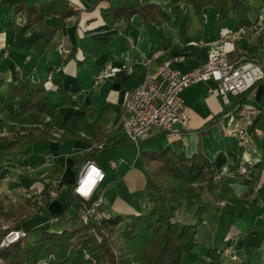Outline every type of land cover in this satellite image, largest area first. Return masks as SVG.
<instances>
[{"label": "crops", "instance_id": "0c3cea01", "mask_svg": "<svg viewBox=\"0 0 264 264\" xmlns=\"http://www.w3.org/2000/svg\"><path fill=\"white\" fill-rule=\"evenodd\" d=\"M184 1L179 4L182 14L171 15L169 22L157 19L145 23L135 15L128 23L120 22L109 29L103 17L110 8L154 4L169 12L168 1L0 0V77L4 83H14L19 77L41 83L48 104L63 118L85 114V125L99 121L107 133L94 146L88 143V138L58 140V135L41 144H30L14 161L2 165L0 199L7 197L17 203L22 201L20 197L29 194L34 196L32 209L39 215L57 216L67 212L73 216L69 212L72 203L68 194L85 163L83 159L92 153L90 161L105 174L100 186L103 204L99 209L108 217L142 214L148 203L143 196L145 178L140 155L166 147L185 156L201 150L213 169L223 165L233 168L240 160L246 165L261 163L259 170L250 171L256 179L255 189L261 186L264 180V80L240 96H229V106H235L227 112L239 106L261 112L250 128L255 140L253 151L243 152L233 138L224 135L226 112L222 111L226 106L213 82L196 83L182 91L188 115L183 126L175 125L170 131L154 130L137 145L122 133L121 117L130 92L142 82L146 71H154L165 61L170 62L172 69L187 73L206 63L210 49L220 46L229 62H255L264 70V11L258 18L252 16L255 24L241 29L239 40L222 43L223 31H233L231 21L224 23L218 35L213 28L216 15L212 8L206 7L197 16ZM20 4L37 5L40 10L56 13L64 9L74 11V15L64 21L61 33L40 56L31 45L40 35L37 27L24 34L18 30L26 21L25 12L14 11ZM55 20L52 16L45 22L53 26ZM106 37L109 42L105 47L97 56L89 58L94 42ZM102 71H106V75L93 89L94 78ZM218 115L216 122L205 125ZM96 148L99 150L94 154ZM46 182L57 185V196L43 204L41 192ZM247 190L243 183L233 184L234 196L246 199L242 206L236 209L231 202H218L214 204L215 210L203 216L196 235L197 247L183 256L182 264H264V192L260 196L253 192L247 199ZM202 199L208 201V194L203 193ZM76 203L75 214L79 210L78 200ZM178 205L176 221L194 223L195 202L181 195ZM26 221L33 222L29 229L45 223L47 217ZM22 226L19 229L26 230ZM226 247L237 256L235 262L204 257L206 248L222 251Z\"/></svg>", "mask_w": 264, "mask_h": 264}, {"label": "trees", "instance_id": "16d2710c", "mask_svg": "<svg viewBox=\"0 0 264 264\" xmlns=\"http://www.w3.org/2000/svg\"><path fill=\"white\" fill-rule=\"evenodd\" d=\"M167 1L169 12L154 4L123 5L108 9L103 19L109 29L120 22L128 23L135 15L145 23L157 19L169 22L171 15H181L183 10L179 7L182 0ZM184 3L197 16L206 7L212 8L216 15L213 28L218 35L227 20L231 21L232 30L237 31L254 25L252 16L258 18L264 11V0H185ZM14 11L26 14L25 24L18 28L20 33L32 27L39 30L40 35L31 41L39 56L61 33L64 21L74 15L70 9L56 13L23 4ZM52 16L56 20L50 26L45 19ZM108 42L109 37L96 40L88 57L97 56ZM58 90L61 92L60 87ZM234 106L226 107L222 113ZM220 115L205 125H212ZM84 117L85 114H76L63 118L48 104L41 83L19 77L16 82L5 84L0 77V134L9 135H0V173L2 165L14 161L27 146L44 143L58 133V140L84 137L90 145L98 144L107 135L105 129L99 121L85 125ZM98 150L96 148L94 154ZM92 155H86L83 162L90 161ZM140 158L145 178L143 196L148 203L142 214L115 215L94 222L79 218L77 213L73 216L67 212L57 216L39 215L32 209L34 196L17 203L0 199V240L8 231L20 230L19 226L27 219L47 217L45 223L21 230L25 236L18 241L0 248V264H182L183 256L197 247L198 228L203 216L215 210V203L228 201L238 209L246 201L234 196L233 184L243 183L248 187L247 199L253 192L258 196L264 192V180L255 189L256 179L250 172L259 170L261 163L246 165V175L231 177L221 175V167L213 169L201 150L185 156L166 147L144 151ZM52 190V182H46L41 192L43 204L50 200ZM203 193L208 194V201H203ZM181 195L195 202L192 224L176 221ZM68 199L71 203L77 201L72 190ZM31 233L37 234L36 239H31ZM221 254L222 251L204 249L206 259L219 261Z\"/></svg>", "mask_w": 264, "mask_h": 264}, {"label": "built area", "instance_id": "2783aa9c", "mask_svg": "<svg viewBox=\"0 0 264 264\" xmlns=\"http://www.w3.org/2000/svg\"><path fill=\"white\" fill-rule=\"evenodd\" d=\"M240 36L241 30L223 31L220 41L222 43L236 41ZM147 63L148 61L144 62V65ZM105 75L106 71H102L94 78L93 89L102 82ZM263 80L264 70L261 66L250 61L231 63L225 50L220 46L210 49L206 63L187 73L172 69L170 62L165 61L154 71H146L142 82L130 92L121 117L122 133L131 143L137 145L154 130L170 131L175 125L183 126L188 115L181 94L193 84L213 82L223 104L227 107L230 105L229 96H240ZM260 113L258 109L244 106L226 112L224 135L233 138L243 152L254 150L255 140L250 128ZM230 170L228 166H222L220 174L236 177L248 173L244 160L236 164L235 170ZM104 179V171L95 162L87 161L81 167L72 189L79 202L77 211L79 218L97 221L108 217L99 209L103 204L100 186ZM52 187L50 197L56 198L57 185L52 183ZM24 236V231L11 230L1 238L0 248ZM223 256L230 260L236 259L229 248L223 251Z\"/></svg>", "mask_w": 264, "mask_h": 264}, {"label": "rangeland", "instance_id": "374dc122", "mask_svg": "<svg viewBox=\"0 0 264 264\" xmlns=\"http://www.w3.org/2000/svg\"><path fill=\"white\" fill-rule=\"evenodd\" d=\"M47 80H49L48 77H47ZM58 134H59V133H58ZM58 134H55V136L58 135ZM0 135H8V134H7V133H1ZM8 136H9V135H8ZM223 166H227V165H223ZM221 167H222V166H221ZM230 169H231V168H230ZM22 194H24V196L27 195L26 192H25V193L22 192ZM29 197H31V195L28 194L27 197H20V198H22L21 200L23 201V199H26V198H29ZM4 198H7V197H4ZM4 198H1V199H4ZM7 199H9V198H7ZM9 200H10L11 202H13L11 199H9ZM22 201H21V202H22ZM13 203H16V202H13ZM76 204H77L76 202H73V203H72V206L70 207L69 212H71V215H75L76 206H77ZM88 220H91V221H94V222H95V220H93V219H88ZM36 221H37V220H36ZM36 221H35V223H36ZM24 223H25V224H24ZM30 223L32 224L33 222H29V221H25V222H23V223L21 224V225H23L22 228L27 230L28 227L31 225ZM3 228H4V227H3ZM10 231H11V230H10ZM8 232H9V231H8ZM5 234H6V233H5ZM5 234H4V235H5ZM0 235H1V234H0ZM30 236H31V239H36L37 234H36V233H31ZM2 237H3V236H2ZM18 240H19V239H18ZM18 240H17V241H18ZM15 242H16V241H15ZM13 243H14V242H13ZM226 248H229V249L231 250L230 247H226ZM226 248H224V249L222 250L221 258H225V259L228 260L229 262H235V261L237 260V256H236L233 252H232V253H233V254L235 255V257H236L235 260H230V259H228V258H226V257L223 256V251H224ZM231 251H232V250H231Z\"/></svg>", "mask_w": 264, "mask_h": 264}]
</instances>
